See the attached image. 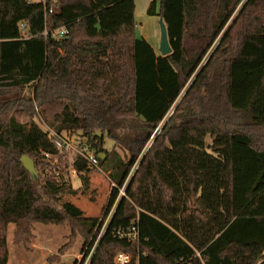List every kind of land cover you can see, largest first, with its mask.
Masks as SVG:
<instances>
[{
    "label": "trees",
    "instance_id": "obj_1",
    "mask_svg": "<svg viewBox=\"0 0 264 264\" xmlns=\"http://www.w3.org/2000/svg\"><path fill=\"white\" fill-rule=\"evenodd\" d=\"M67 2L0 0V264L8 226L26 243L35 222L68 224L85 259L97 241L89 264H264V0H152L168 55L137 36L135 0L70 17ZM131 120L143 136L127 147ZM57 135L105 160L69 159ZM95 169L113 184L106 215L116 204L99 239L103 219L61 206L71 170L83 189ZM129 227L136 241L116 235Z\"/></svg>",
    "mask_w": 264,
    "mask_h": 264
},
{
    "label": "rangeland",
    "instance_id": "obj_2",
    "mask_svg": "<svg viewBox=\"0 0 264 264\" xmlns=\"http://www.w3.org/2000/svg\"><path fill=\"white\" fill-rule=\"evenodd\" d=\"M32 2H45V0H31ZM66 12L69 17L74 16V9L77 14L87 15L91 11L88 9L96 4H113L118 0H66ZM92 1V2H91ZM152 0H135V20L137 36H145L155 43V49L159 52L160 46V25L158 16H150L148 9ZM173 112V110H172ZM169 113L166 120L172 114ZM165 120V121H166ZM164 121V122H165ZM164 122L159 125L161 129ZM46 128L45 125L42 124ZM141 124L131 120L124 130L120 133V137L124 145L129 147L142 138L143 131ZM160 130L158 133L159 134ZM153 134V135H156ZM154 136L151 137V140ZM79 137L74 136L73 140ZM114 142L107 141V146L111 148ZM117 150L124 158L128 157V151L123 146H117ZM74 151H69V159ZM72 184L74 191L70 192L61 202V206L67 208L76 216H93L100 217V220L106 219L109 205V198L112 191V182L108 177V173L104 170L95 169L90 174L89 184L83 187V182L76 173L71 170ZM80 189V190H79ZM124 193L120 189L119 196ZM116 204L112 207L114 210ZM14 224L8 226L7 241L9 244V260L8 264H85L86 259L81 251L83 245L82 237L73 239L74 232L72 228L66 224H45L35 222L32 226L33 238L28 242H17L14 240ZM74 242V244H73ZM65 247V248H63ZM63 248V249H62ZM62 249V251H61Z\"/></svg>",
    "mask_w": 264,
    "mask_h": 264
},
{
    "label": "built area",
    "instance_id": "obj_3",
    "mask_svg": "<svg viewBox=\"0 0 264 264\" xmlns=\"http://www.w3.org/2000/svg\"><path fill=\"white\" fill-rule=\"evenodd\" d=\"M22 26H24V25H22ZM65 33H66L65 28H60L57 31V34L60 36H63ZM55 142L59 147L63 148L66 151H70V152L74 151L75 153H79V154L83 155L84 157L88 158L92 165H98L99 157L94 152L89 151L88 147L85 144H83L81 141L78 142V140H73V138H71L67 135H57ZM113 211L114 210H112V212L110 211L109 214L107 215L108 217L106 219H104L103 226L98 233L97 239H99L106 232L108 223H109L110 219L112 218ZM116 235L122 239L136 241L138 239L139 234H138V230L136 227H129L127 229L119 228L116 231ZM96 243H97V241L90 248L89 253L86 257L85 264H89L92 253L94 252V249L96 247ZM114 264H141V262L138 258L135 259L129 253L119 252L114 257Z\"/></svg>",
    "mask_w": 264,
    "mask_h": 264
},
{
    "label": "water",
    "instance_id": "obj_4",
    "mask_svg": "<svg viewBox=\"0 0 264 264\" xmlns=\"http://www.w3.org/2000/svg\"><path fill=\"white\" fill-rule=\"evenodd\" d=\"M159 25H160L159 52L162 55H168L172 52V47H171L170 42H169L167 26H166V23H165L163 18L159 19ZM158 132H159V130L156 129V130H154L153 134H156ZM99 158L102 160H105V157L104 156L102 157L101 154L99 155ZM21 161H22L24 167L33 175L34 178H36L37 171H36L33 159L28 155H23L21 157Z\"/></svg>",
    "mask_w": 264,
    "mask_h": 264
},
{
    "label": "crops",
    "instance_id": "obj_5",
    "mask_svg": "<svg viewBox=\"0 0 264 264\" xmlns=\"http://www.w3.org/2000/svg\"><path fill=\"white\" fill-rule=\"evenodd\" d=\"M145 37V36H144ZM147 39V38H146ZM153 46H154V48L156 47L155 46V43L153 42V41H151L150 39H147Z\"/></svg>",
    "mask_w": 264,
    "mask_h": 264
}]
</instances>
